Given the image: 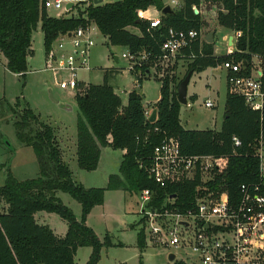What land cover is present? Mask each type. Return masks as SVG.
<instances>
[{"label":"trees","instance_id":"16d2710c","mask_svg":"<svg viewBox=\"0 0 264 264\" xmlns=\"http://www.w3.org/2000/svg\"><path fill=\"white\" fill-rule=\"evenodd\" d=\"M45 1L0 0V53L6 58L7 69L20 77L27 75L28 59L33 54L32 34L39 22L44 34L46 63L53 44L88 21L97 25L109 46L124 47L131 54L148 55V61L141 68L143 77H137L136 84L152 77L150 69L162 56L163 40L170 29L197 33V39L178 57L188 65L187 74L202 73L232 61L242 62L245 69L240 75L251 77L256 57L264 71V0H179L181 6L173 9V15L161 14L159 28H151L140 13L150 8L162 12L166 7L162 0H119L91 6L86 12L63 18L51 17L45 9ZM196 9L199 14H195ZM212 10L217 11L220 27L241 33L235 38L233 53L216 55L214 43L209 44L201 37L204 27L201 14ZM130 28L140 33H133ZM178 65L170 68L161 81V98L154 106L158 110L155 123L148 122L143 96L137 90L130 93L128 104L123 105L108 83L111 70L105 72L103 84H90L75 95L79 111V167L88 172L96 171L104 148L125 153L120 174L109 177L106 189H87L76 182L63 160L54 129L42 123L28 107L19 111L13 109L17 116L16 137L34 151L40 174L37 178L20 181L9 172L6 184L0 187V264H76L78 250L86 247L92 249L86 264H98L102 249L112 246V240L106 235L101 241L86 221L94 208L104 204L106 191L124 190L140 195L150 190L154 194L151 208L161 211L173 195L177 196L176 205L187 209L203 189H219L237 199L242 184H264L258 157L264 109L250 108L246 99L232 93L228 86L221 130L185 129L180 120L178 87L182 81L177 77ZM261 83L264 92V75ZM167 138L176 139L187 157H212L213 180L204 183L197 174L193 180L178 185L167 188L157 185L148 175V168L155 148ZM234 138L240 140L241 146H235ZM58 192L70 195L81 205L80 219L57 196ZM39 212L55 213L64 219L68 224L66 235L59 237L48 226L39 224L36 220ZM142 223L141 236L145 239L143 216ZM140 246L145 247L142 242ZM168 264L186 263L176 260Z\"/></svg>","mask_w":264,"mask_h":264},{"label":"rangeland","instance_id":"374dc122","mask_svg":"<svg viewBox=\"0 0 264 264\" xmlns=\"http://www.w3.org/2000/svg\"><path fill=\"white\" fill-rule=\"evenodd\" d=\"M174 1L180 2L164 0L168 6L177 8ZM149 10V14L155 13L154 8ZM49 15L59 18L65 17L67 13L63 10H50ZM201 15L204 20L202 39L214 33L216 53L222 56L234 51L235 45L228 46L226 38L228 31L217 22V11H204ZM142 17L150 19L144 15ZM41 27L39 22L32 34L33 54L26 77L11 73L6 67V58L0 53V187L6 184L9 172L20 181L37 178L40 174L34 151L19 142L14 127L17 116L13 109L19 111L28 107L42 123L54 129L63 160L70 167L74 180L87 189H106L109 177L120 174L125 153L111 147L104 148L96 171L88 172L79 167L77 160L79 111L75 95L72 91L61 90L56 86L52 75L45 72L46 51ZM130 31L140 33L136 28H130ZM231 36L236 38L237 34L232 32ZM95 40L96 45L91 52L90 61L92 72H82L80 80L101 85L105 72L111 70L108 83L122 99L123 105L128 104L130 93L137 90L143 96L144 107L150 111L149 107L157 104L161 98V81L167 72L163 71V67L154 65L151 67L152 77L145 78L142 84H136L137 74L128 70L129 61L122 58L127 49L109 46L107 38L102 34ZM57 42L58 40L52 46L53 52L57 49ZM254 62V76L257 77L260 76V72L257 71V60ZM187 69L188 65L185 63L178 65L176 72L180 82L185 78ZM50 91L55 100L51 97ZM227 93V75L221 66L193 74L188 87V104L182 105L180 115L184 125L187 128L220 131L225 117ZM208 100L213 102L214 108H206L205 103ZM7 141L10 142V146ZM57 196L78 219L81 218L82 207L76 200L62 192H58ZM36 220L39 224L48 226L59 237H64L67 233L68 224L58 214L39 212L36 214ZM86 224L95 231L101 241H104L106 235H110L112 240V246L102 249L98 264H168L169 255L172 253L177 255V260L184 258V254L179 250L169 251L152 246L146 230L145 239L142 238L141 230L144 225L139 194L124 190L106 191L104 204L93 209ZM141 242L145 246L143 249L140 246ZM91 254V248H80L76 254V264H86Z\"/></svg>","mask_w":264,"mask_h":264},{"label":"built area","instance_id":"2783aa9c","mask_svg":"<svg viewBox=\"0 0 264 264\" xmlns=\"http://www.w3.org/2000/svg\"><path fill=\"white\" fill-rule=\"evenodd\" d=\"M116 1L119 0H46L44 5L48 12L63 10L67 13L65 17H70L75 13L86 12L91 6ZM70 4L72 7L67 8ZM174 4L179 8V3L174 1ZM141 14L140 17L143 18ZM85 19L88 21L87 16ZM147 20L151 28L161 26L160 18ZM100 34L97 25L88 21L86 25L58 39L57 49L52 51L45 72L52 75L56 86L61 90L72 91L74 95L84 91L86 86L80 80V74L92 71L91 52L96 45L95 39ZM240 35L241 33H237V36ZM196 39L197 33L193 30L186 32L170 29L162 45V56L154 65L161 66L163 71L168 72L176 63H184L183 60H178V57ZM122 58L129 61V71H136L138 78L143 77L141 68L143 63L148 61V55L131 54L127 51ZM255 60L258 62L257 71L260 72L257 77L254 72L251 77L241 76L245 69L242 62L228 61L221 67L227 73L229 90L243 96L250 108L263 111L264 92L261 78L264 71L260 67V59L256 57ZM205 106L214 108L211 100H208ZM145 114L148 119L151 112L146 111ZM234 143L236 147L241 146L237 138H234ZM258 148L260 177L264 180V131ZM197 174H200L204 183L213 180L212 157H187L182 154L179 142L174 138L163 140L155 148L148 175L160 187L167 188L193 180ZM139 199L151 245L169 251H181L184 254L181 261L186 264H264L263 183L242 184L237 199L219 189H203L187 209L176 205V195L168 198L161 211L151 208L154 194L150 190H144ZM172 254L177 260V255Z\"/></svg>","mask_w":264,"mask_h":264},{"label":"water","instance_id":"95a60500","mask_svg":"<svg viewBox=\"0 0 264 264\" xmlns=\"http://www.w3.org/2000/svg\"><path fill=\"white\" fill-rule=\"evenodd\" d=\"M96 3H101V2L100 1H96ZM71 7H72V4L67 6V8H71ZM161 13L163 15H173L174 14V10L170 6H166L162 10ZM195 14H199V11L195 10ZM205 40L209 44H213L214 43V33H211L210 36L208 38H206ZM164 42H165V39L163 40V43ZM228 44H229L230 47L234 46V36H230ZM28 61H30V59H28ZM116 61H118V59H116ZM192 76H193V72H189L185 76V78L182 80V82L180 83V85L178 87V100H179L181 105H186L187 102H188V99H187L188 87H189L190 81L192 79ZM50 93H51V97L54 99L52 91H50ZM157 116H158V110H157V108H154L152 113H151V115H150V117L148 118V122L155 123L157 121ZM8 145L9 146L11 145L10 142H8ZM175 261H176V256L174 254L169 255V262L173 263Z\"/></svg>","mask_w":264,"mask_h":264},{"label":"crops","instance_id":"0c3cea01","mask_svg":"<svg viewBox=\"0 0 264 264\" xmlns=\"http://www.w3.org/2000/svg\"><path fill=\"white\" fill-rule=\"evenodd\" d=\"M163 1V3L166 5V6H168V4H166L165 2H164V0H162ZM177 3H179V5L181 6V3L180 2H177ZM179 6V7H180ZM172 9H176V8H174V7H171ZM155 9V13L154 14H149L148 12L150 11V10H148V11H146V12H142V15H144V16H146V17H148V18H150V19H157V18H160L161 17V12H159L156 8H154ZM231 34H232V32H230V31H228V33L226 34V38L228 39V43H229V39H230V36H231ZM209 37V36H208ZM208 37H206V38H208ZM205 38V39H206ZM234 40H235V37H234ZM215 42V41H214ZM228 46H229V44H228ZM234 47V46H233ZM215 53H216V51H215ZM230 52H227V54H229ZM216 55H220V54H218V53H216ZM226 55V54H225ZM92 72V71H91ZM205 72V71H204ZM87 73H90V72H87ZM226 75H227V73H226ZM82 81V83L84 84V86H88V85H90L91 83H86V81H84V80H81ZM187 97H188V95H187ZM188 99V98H187ZM187 104H188V102H187ZM186 104V105H187ZM154 106L155 105H153V106H151V107H149L150 108V112L152 113V111H153V109H154ZM145 109H146V111H148L147 110V108L145 107ZM181 110H182V105H181ZM180 115H181V111H180ZM180 120H181V117H180ZM181 124H182V126L185 128V129H187V130H204V129H193V128H187V126H185L184 125V123L182 122V120H181ZM206 130H208V129H206Z\"/></svg>","mask_w":264,"mask_h":264}]
</instances>
